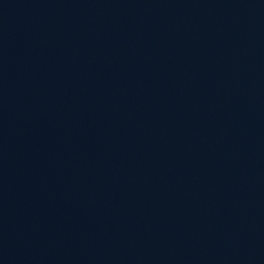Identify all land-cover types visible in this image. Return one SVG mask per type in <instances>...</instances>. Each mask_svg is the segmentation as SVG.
I'll list each match as a JSON object with an SVG mask.
<instances>
[{"label":"water","instance_id":"1","mask_svg":"<svg viewBox=\"0 0 264 264\" xmlns=\"http://www.w3.org/2000/svg\"><path fill=\"white\" fill-rule=\"evenodd\" d=\"M0 242L264 264V0H0Z\"/></svg>","mask_w":264,"mask_h":264}]
</instances>
